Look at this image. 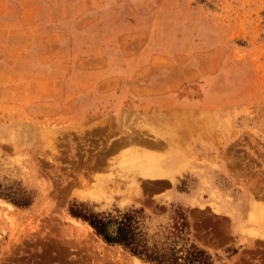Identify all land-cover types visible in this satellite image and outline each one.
<instances>
[{"label":"rangeland","instance_id":"1","mask_svg":"<svg viewBox=\"0 0 264 264\" xmlns=\"http://www.w3.org/2000/svg\"><path fill=\"white\" fill-rule=\"evenodd\" d=\"M196 142L244 181L151 198L166 185L136 151L177 186ZM71 203L138 210L148 245L264 264V0H0V264H149L82 236Z\"/></svg>","mask_w":264,"mask_h":264},{"label":"trees","instance_id":"2","mask_svg":"<svg viewBox=\"0 0 264 264\" xmlns=\"http://www.w3.org/2000/svg\"><path fill=\"white\" fill-rule=\"evenodd\" d=\"M67 212L71 217L87 223L104 243L118 245L130 255L149 264H212L210 254L186 238H180L183 246L176 248L170 244H147L145 233L140 230L136 213L129 209L109 212H93L82 203H71Z\"/></svg>","mask_w":264,"mask_h":264},{"label":"crops","instance_id":"3","mask_svg":"<svg viewBox=\"0 0 264 264\" xmlns=\"http://www.w3.org/2000/svg\"><path fill=\"white\" fill-rule=\"evenodd\" d=\"M213 152L212 148L207 144H201L200 142H196L194 145V156L196 162H189L187 167L182 169L179 174H184L183 178L180 179L179 185H174L171 183L172 180L163 179V180H156L165 184L166 187L156 193L151 195V198L155 200H161L164 203L166 197L173 198L175 188H180L177 194L178 202L186 207H194L197 206L199 201V193H197V189H205L210 188L215 189L217 192L221 194H231L233 191V186L235 181L241 180L242 182L245 179L244 175L240 176V171L237 168H245L234 166L232 161L228 160V157L224 163L216 162L215 166L209 164L210 161L213 160ZM189 156V155H188ZM205 160L206 162H200ZM195 170L196 178H192L190 175L194 173H189V170ZM177 175H173V179H175ZM203 180L207 181L208 186H205ZM193 183L192 185H190ZM196 187V193H188L186 188H192V186ZM184 188V189H182ZM174 189V190H173ZM206 203V202H205ZM204 203V204H205ZM225 213H220L219 215L225 216ZM235 229V228H233ZM214 251L217 250V247L212 248Z\"/></svg>","mask_w":264,"mask_h":264},{"label":"bare ground","instance_id":"4","mask_svg":"<svg viewBox=\"0 0 264 264\" xmlns=\"http://www.w3.org/2000/svg\"><path fill=\"white\" fill-rule=\"evenodd\" d=\"M174 139H172V141H173ZM140 142V141H139ZM148 144V143H147ZM175 145V144H174ZM134 151V150H133ZM136 152H138V153H132V155H134V157H137V158H134V159H136V161L134 162V164H132V166H135V168H146L145 170H143L144 171V174H142L143 176L145 175V177H144V179H146V180H154V179H156V180H161V179H165V178H171L172 177V172H170V170L169 169H167V168H165V166H160V165H155L156 164V162H154V164H150V162L148 161V163H147V159H149L150 161H151V159H150V157L149 156H147L146 154H142V155H139V150H137ZM154 156V155H153ZM138 157H140V159L138 158ZM139 160V161H138ZM141 161H143L142 163H141ZM172 161V160H171ZM174 162V161H173ZM153 163V162H152ZM177 163V162H176ZM176 163L175 164H168V166L167 167H175V165H176ZM119 171V170H118ZM118 171L116 172V171H112V173H110L111 175H119V173H118ZM123 171V170H122ZM125 171V170H124ZM130 171V170H129ZM136 171V170H135ZM120 172V171H119ZM129 174L131 173V172H128ZM127 173V174H128ZM137 173H138V171H137ZM122 174H126V171H125V173H122ZM132 174V173H131ZM131 174L130 175H128V176H131ZM132 175H135V173L134 174H132ZM120 176V175H119ZM123 176V175H122ZM142 176V177H143ZM124 177H125V175H124ZM133 177V176H132ZM79 180H82L83 182H85L84 180V177H81ZM105 180V179H104ZM111 182H112V180H111ZM113 184H114V187H115V189H116V186H117V184H120V183H117L118 181L117 180H113ZM85 186V185H84ZM118 188H119V186H117ZM117 188V189H118ZM101 191V190H100ZM99 190H98V192H100ZM118 191V190H117ZM86 192V191H85ZM101 193V192H100ZM9 208H11V206L10 205H7ZM7 207V208H8ZM8 208V209H9ZM9 212V211H8ZM76 225H77V230L80 232V234L82 235V236H84L86 239H88V238H90V237H94V235L92 234V232H91V228L87 225V224H80L78 221H76ZM75 225V226H76ZM79 234V233H78ZM96 238V237H95ZM94 238V239H95ZM90 240V239H89ZM98 240V239H97ZM96 240V241H97ZM87 241V240H86ZM93 241V240H92ZM99 241V240H98ZM94 242H95V240H94ZM90 244H91V242H89ZM96 243V242H95ZM103 243H101L100 244V241H99V246H97V247H99V249L102 251L101 253H104L103 251H105V253L103 254V255H105L106 254V250L104 249V245H102ZM102 246V247H101ZM93 247L94 248H97V247H95L94 245H93ZM96 251H97V249H95ZM98 252V251H97ZM111 252V251H110ZM109 252V253H110ZM108 253V252H107ZM113 252H111V254H112ZM114 254V253H113ZM112 254V255H113ZM108 255V254H107ZM112 255L110 256V257H112ZM117 256V258H115L114 256V260H115V262H116V260L119 262V263H122V261L120 260V258L118 257V254H116ZM106 256V255H105ZM104 256H100V258H103ZM107 257V256H106ZM109 257V258H110ZM99 258V259H100ZM105 258V257H104ZM104 258L101 260H96L95 261V264H104ZM109 260V259H108ZM107 260V261H108ZM135 260L137 261V262H139V260L138 259H136L135 258ZM106 263V262H105ZM117 263V262H116Z\"/></svg>","mask_w":264,"mask_h":264}]
</instances>
